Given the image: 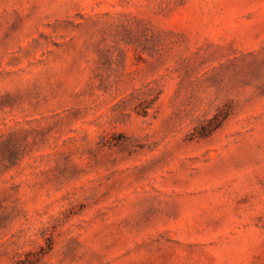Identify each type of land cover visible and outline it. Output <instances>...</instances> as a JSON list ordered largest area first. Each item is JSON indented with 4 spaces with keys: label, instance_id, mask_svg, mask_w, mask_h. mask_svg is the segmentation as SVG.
<instances>
[{
    "label": "rangeland",
    "instance_id": "obj_1",
    "mask_svg": "<svg viewBox=\"0 0 264 264\" xmlns=\"http://www.w3.org/2000/svg\"><path fill=\"white\" fill-rule=\"evenodd\" d=\"M0 264H264V0H0Z\"/></svg>",
    "mask_w": 264,
    "mask_h": 264
}]
</instances>
